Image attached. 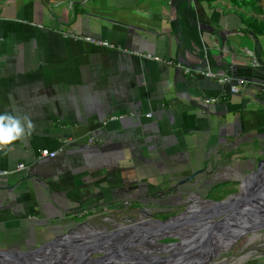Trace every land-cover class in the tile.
<instances>
[{"label": "crops", "instance_id": "0c3cea01", "mask_svg": "<svg viewBox=\"0 0 264 264\" xmlns=\"http://www.w3.org/2000/svg\"><path fill=\"white\" fill-rule=\"evenodd\" d=\"M263 4L0 0V114L34 124L0 151V250L95 227L114 207L220 201L264 168ZM206 68L246 83L230 93Z\"/></svg>", "mask_w": 264, "mask_h": 264}, {"label": "water", "instance_id": "95a60500", "mask_svg": "<svg viewBox=\"0 0 264 264\" xmlns=\"http://www.w3.org/2000/svg\"><path fill=\"white\" fill-rule=\"evenodd\" d=\"M183 222L187 235L180 238L166 234ZM146 223L160 226L118 227L92 240L72 237L73 232L85 226L83 221L33 249L0 250V264H210L220 252V246L215 248L218 243L227 240L230 245L237 237L264 228V168L251 171L239 182L237 192L222 201L195 199L172 218ZM196 230L198 236L187 240ZM141 233L170 251H160L161 256H143L130 249L132 243L127 238H136ZM163 239L173 242L160 243ZM117 249L120 252H115Z\"/></svg>", "mask_w": 264, "mask_h": 264}, {"label": "flooded vegetation", "instance_id": "af4514ba", "mask_svg": "<svg viewBox=\"0 0 264 264\" xmlns=\"http://www.w3.org/2000/svg\"><path fill=\"white\" fill-rule=\"evenodd\" d=\"M185 208L186 207H147V205L145 204L142 207L131 204L124 207H114L107 211L103 210V212L105 213L101 217V223L103 225L101 224V226L98 227H104L105 225L104 228H106L107 230L138 224L143 225V227H150L149 223L147 224L146 222L165 221L166 219L172 218L181 213ZM197 233L198 230L195 231V235L193 234L191 239H195L194 236L197 237ZM146 238H148L146 235L142 238L140 236H136V238L131 240V248L133 250L137 249L139 247V243L146 241ZM228 245L229 244H226L225 247H227Z\"/></svg>", "mask_w": 264, "mask_h": 264}, {"label": "rangeland", "instance_id": "374dc122", "mask_svg": "<svg viewBox=\"0 0 264 264\" xmlns=\"http://www.w3.org/2000/svg\"><path fill=\"white\" fill-rule=\"evenodd\" d=\"M200 198L203 200L218 201L213 194L202 195ZM94 219L91 226H99L102 224L100 218ZM171 242H173L171 239H163L160 241L163 244ZM262 254H264V228L249 231L232 240L230 245L221 249L210 264H261L257 261L261 260Z\"/></svg>", "mask_w": 264, "mask_h": 264}, {"label": "bare ground", "instance_id": "6f19581e", "mask_svg": "<svg viewBox=\"0 0 264 264\" xmlns=\"http://www.w3.org/2000/svg\"><path fill=\"white\" fill-rule=\"evenodd\" d=\"M205 211H207V209ZM197 212L198 211H196V213ZM149 225H150V227H149L150 229L160 226L159 223H157V224L151 223ZM185 225H186V222H183V223L179 224V226L172 227L169 230H167L166 234L181 238V237L187 235V232L185 231ZM106 233H108V230L104 227H98L97 226V227H87L86 228L85 226H83L80 229L73 232L71 234V236L74 238H75V236H77V237H80V239L92 240V239L96 238L97 236L104 235ZM194 234H195V232H194ZM145 235H146V233H141L139 236L142 238ZM127 239L129 242H131V240H133L134 238L131 236L130 238H127ZM189 239H191V237L187 238V240H189ZM145 240L146 241L139 243V247L134 250L135 252H139L143 256H161V254H159L160 251H163V252H169L170 251L169 249H166L165 246H160L159 244H157V241H155L152 238L148 237ZM226 244H228L227 240L223 241L221 243H218V245L215 248L220 246V248L222 249L226 246ZM130 245L131 244H129V246ZM113 246L118 247V245H115V244ZM129 248L132 249L131 246ZM221 249H220V251H221ZM119 250L117 249L115 252H120Z\"/></svg>", "mask_w": 264, "mask_h": 264}, {"label": "clouds", "instance_id": "9594fccd", "mask_svg": "<svg viewBox=\"0 0 264 264\" xmlns=\"http://www.w3.org/2000/svg\"><path fill=\"white\" fill-rule=\"evenodd\" d=\"M33 130L34 124L27 115L0 114V151H11L17 141L23 140Z\"/></svg>", "mask_w": 264, "mask_h": 264}, {"label": "built area", "instance_id": "2783aa9c", "mask_svg": "<svg viewBox=\"0 0 264 264\" xmlns=\"http://www.w3.org/2000/svg\"><path fill=\"white\" fill-rule=\"evenodd\" d=\"M103 46H105V44H101ZM156 61H158V59H154ZM175 68L177 70H180L184 75H190L191 74V70L187 67H182L180 65H175ZM199 74L206 78V79H213L216 83L220 84V85H224V84H228L231 81H234L235 83L229 86V92L230 93H235L237 92L238 87H242L245 85L246 81L243 79H231L229 76H224V75H219L217 73H213L211 72V70H209L208 68L204 69L203 71L199 72ZM259 91L261 93V95L264 98V81L259 82ZM216 99L214 98H207L203 100V104H211V103H215ZM146 117H149V115H146ZM116 119H121V117H110L108 119V121H113ZM88 143H91V139L88 140ZM55 156L54 152H46V151H38V157L42 158V157H49L52 158ZM23 168V165L19 164L16 166V170H21ZM7 172H1L0 175H6ZM87 215V212H82L80 213V216H85Z\"/></svg>", "mask_w": 264, "mask_h": 264}, {"label": "trees", "instance_id": "16d2710c", "mask_svg": "<svg viewBox=\"0 0 264 264\" xmlns=\"http://www.w3.org/2000/svg\"><path fill=\"white\" fill-rule=\"evenodd\" d=\"M256 12H257V14H263L264 15V11L261 12V10H257Z\"/></svg>", "mask_w": 264, "mask_h": 264}]
</instances>
